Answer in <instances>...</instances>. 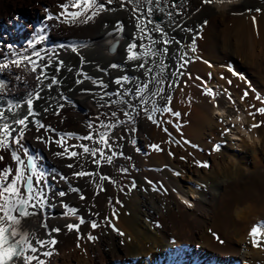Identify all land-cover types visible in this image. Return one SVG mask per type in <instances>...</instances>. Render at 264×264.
Masks as SVG:
<instances>
[{
    "label": "bare ground",
    "instance_id": "1",
    "mask_svg": "<svg viewBox=\"0 0 264 264\" xmlns=\"http://www.w3.org/2000/svg\"><path fill=\"white\" fill-rule=\"evenodd\" d=\"M89 3L92 8L83 12L84 0H0V64L9 65L0 71V112L4 114L0 140L9 145L6 150L0 148L4 156L0 176L8 166L13 167L9 181L16 167L25 171V177L33 176L34 198L26 209L32 215L20 225L38 250L29 254L44 264H264V168L246 163L253 155L260 156L257 142L250 146L244 141L245 154L235 155L232 150L238 139L228 137L230 143H220L218 153L211 156L213 162L200 168V164L174 159L167 149L161 151L160 144L168 142L170 132L155 116L158 104L176 84L169 77L179 73L167 65L175 58L189 78L187 85L176 86V93L186 97L194 89L202 102L199 112L207 117L194 120L191 134L200 142L227 124L244 127L248 118L242 101L225 86L204 79L206 60L222 61L224 48L230 49L227 43L235 40L236 53L230 57L247 61L251 47L264 43V0ZM101 3L104 8L88 20ZM248 7L254 9L244 13ZM149 8L151 15L161 16L159 22L144 17ZM231 8H237L238 14L224 28L223 13ZM78 11L81 16H71ZM110 36L121 39L113 53H106L102 42ZM173 36H184L187 42L194 39L195 52L190 51L192 43L175 40L172 45L178 54L166 56ZM129 55L137 59L130 60ZM24 56L29 60H21ZM19 98L24 100L13 104ZM28 99L33 101L32 115H28ZM26 115L24 125L15 123ZM216 117L222 118V125ZM104 132L107 143L101 138ZM241 132L249 141L255 135L245 128ZM89 135L91 140L84 139ZM81 145L99 151L92 156ZM12 151L24 165L11 159ZM81 171L92 175H75ZM61 191L65 196H59ZM176 193H194L198 198L187 207ZM69 224L79 229L69 230ZM253 227L261 233L255 244L250 234ZM89 235L95 239L89 241ZM53 239L55 245L50 243ZM48 252L52 254L45 255ZM15 264L23 262L18 259Z\"/></svg>",
    "mask_w": 264,
    "mask_h": 264
},
{
    "label": "rangeland",
    "instance_id": "2",
    "mask_svg": "<svg viewBox=\"0 0 264 264\" xmlns=\"http://www.w3.org/2000/svg\"><path fill=\"white\" fill-rule=\"evenodd\" d=\"M169 1L172 2L173 0H169ZM252 9H254V8L248 7L244 10V13L245 12L248 13ZM257 11L260 12V9H257ZM151 14H149L148 12H145L144 17L145 18L148 17L149 19L153 20L152 17L155 14H153V15H151ZM237 14H238L237 8L226 9V11L223 13V16L221 19V22L223 21V24H224V25L222 24V27H224V26L226 27V24L231 25L232 20L236 17ZM36 18H41V17L37 16ZM33 20H34V18H33ZM175 40L180 42V43L181 42L182 43L187 42V39H185L184 36L183 37L182 36H173V40H172L173 42L172 41L170 42L171 45L174 43ZM193 40L194 39L187 42V43H192V44H188L189 46L191 45L190 49H194V50H190L192 53L195 52L194 46H196V43H197V42H195V40L194 41ZM235 42L236 41L233 40L232 42L227 43V45H230V49H231V51H230L229 46L226 45V42L224 43V41H222L223 45L225 47L227 46V48H224V50H226L227 53H226V56H224L225 58H223L222 61H216L215 62L212 60L210 61V59H208V61L206 60V64L208 66L206 65L207 70H206V74H205L204 79H206V77H207V79H209V80L206 79L207 82H209L211 80V81H213V85H217L219 83L220 85L225 86V87H223L224 90L228 89L229 90L228 92H231L230 94L234 98L238 99L239 101H242L241 103L243 105V111H244V113H246L245 115L248 119L246 118L247 121L243 125L244 127L241 126L242 128L240 127L238 129V128H235L236 126H234V125L231 126V125L227 124V126H225L226 128H223V130H220V131L217 130V132L203 137L202 139H200L201 140L200 142L198 139H196L195 135L191 134V132L189 130H190L191 126L195 127V126H193V124L195 123L197 118H207L206 114L199 112V110H201L200 105L202 102L196 96L194 89L189 90V91H191V93H193V95L189 94V91H188L186 94L187 95L186 97L185 96L180 97L179 94L176 93L177 89H178L177 87L182 85V84L187 85L188 84L187 79H189V78H188V75L186 76L185 74H183L184 72L180 70V67L178 66L179 62H177L178 61L177 59L171 58V59H169V61L167 63L170 70H172L173 72L176 71L179 74L178 75L176 74V75L169 77L170 82L173 84H175V83L176 84H175V86H173L172 90H170L169 92L166 93L167 95L165 96L164 100H162L158 104L159 109L157 107L155 116L158 119V122L162 123L163 126H166V124L168 125L166 127L169 129L168 132H170L169 135L167 134L168 137L166 140L168 142H164V143L160 144L161 151H163L164 149H167L168 151H170V154L172 153L171 155H174V157L173 156L172 157L174 159H177L178 161L181 160L180 162H190L193 164H200L199 165L200 168L201 167L203 168V166H204L203 164H207V165H205V167H207L208 163L213 162V157H211V156L218 153L217 149L221 147L220 143H222V142L230 143L229 142L230 139L228 137H235L236 139H238L237 140L238 145L236 146V148L234 150H232V152L235 155L245 154V152L243 151L244 150L243 149V143L247 142L250 146H253L254 142H257L258 149H259V151L261 150L260 156L255 154L252 156V158L250 157L246 161V163L249 164L250 166L253 164H258L264 168V142H262V140H261V138L263 136V129H264V113L258 111V109L264 108V43L254 44L251 47L252 53L247 58V61H244V62L242 61L243 62L242 63L240 60L237 61L235 58L230 57L231 55H235V53H236V51H234V49H235L234 45H236ZM178 52H179V50H177V48L173 47V45H172L164 51V54H166V56H168V55H171L173 53H176V55H177ZM167 60H168V58H167ZM217 62H218V64H216ZM210 70H211V72H210ZM181 72H183V73H181ZM208 73H210V75ZM0 76H1V74H0ZM209 84H210V82H209ZM245 92H247V95H245ZM176 97L178 100L176 99ZM211 99H212V97L210 98V101H211ZM16 100L17 101L13 104L20 103L21 101L24 100V98H19ZM10 105H12V104H10ZM176 113H178L179 115H176ZM168 114L170 115V117H168L169 116ZM195 115H197V116H195ZM202 116H204V117H202ZM166 118L168 120H169V118H172V122H171V120L168 121ZM216 118H217V120H220L218 122L222 125V120H221L222 118L221 119L218 117H216ZM164 120L167 122H165ZM253 125H257V127H253ZM243 128L247 129L249 133L252 130L250 135L255 133L256 136L253 134L254 136L252 137L251 141L246 140L244 134L241 132V130ZM260 134H261V136H260ZM221 135L226 136L227 139L225 141L222 138L220 139ZM193 136H195V137H193ZM228 139H229V141H228ZM215 142L218 143V147H216V148H214V146L216 144ZM168 144H169V146H168ZM186 150H187V152H186ZM177 153H179V154H177ZM182 154H183V157L185 156L184 159L182 157ZM185 159H187L188 161ZM232 167H233V169H235V167H237V165L235 163H233ZM175 197L177 198V200L181 204H183L187 207H192V206H194V203H195L194 200L198 198V195L194 194V193H189L187 195H183L181 193H176ZM89 241H92V240H89Z\"/></svg>",
    "mask_w": 264,
    "mask_h": 264
},
{
    "label": "snow or ice",
    "instance_id": "3",
    "mask_svg": "<svg viewBox=\"0 0 264 264\" xmlns=\"http://www.w3.org/2000/svg\"><path fill=\"white\" fill-rule=\"evenodd\" d=\"M109 3L112 2V0H108ZM132 0H129V3H131ZM77 6V5H73ZM92 3H89V0H84V7H83V12H87L90 8H92ZM104 8V5L101 3L99 5H96V10L92 11L90 16H87V19L90 20L92 19L95 15L98 14L99 10H102ZM135 9L133 10V13L135 14ZM152 12V9H148V13L150 14ZM81 12H73L71 13L72 17H78L81 16ZM139 19V17H137ZM86 22V21H84ZM150 22V21H149ZM136 27L139 29L140 24L137 23ZM167 43V41H165ZM135 47V45H132L129 48V52L131 53V48ZM194 50V49H193ZM148 54V53H145ZM153 55L155 53H152ZM33 55L39 57V52H34ZM129 59H137L135 55H129ZM21 60H29V57L24 56L21 57ZM32 63H35L34 61H30ZM13 64H16L17 66L20 65L19 61H13ZM9 67L8 64H0V71H3ZM115 67V65H113ZM140 67H144V65H140ZM33 71H35V68H33ZM19 79V77H17ZM39 79V77L37 78ZM124 80H127L128 77H123ZM55 78H53L52 83H55ZM117 84H120L121 81L117 80ZM51 87V85H49ZM147 87V85H145ZM141 92L143 89L140 90ZM211 92V89L208 90ZM245 95H247V92H245ZM38 98V97H37ZM32 105L33 101L32 99L27 100V107L29 110L28 115H32ZM155 111V109H153ZM259 112L264 113V108L258 109ZM4 114L0 112V117H2ZM113 116L116 115L115 112L112 113ZM176 115H179L176 113ZM149 119H151V116H149ZM28 120V116H24L22 119H18L15 121L16 124L19 125H24L26 121ZM43 127V125H41ZM253 127H257V125H253ZM3 130L6 135L10 134L9 132V125L5 123L3 125ZM20 135H23V129L20 130ZM104 137H107V132H104L102 134V140L104 143H107L106 140H104ZM84 139H92V136L89 135L87 137H84ZM17 143L19 142L18 140L16 141ZM8 144L5 142V140H0V148L2 149H7ZM83 147V151L85 153L91 152L92 156H96L97 151L99 149H89L86 146L81 145ZM110 147V145H109ZM153 147H157L156 145H153ZM67 151V150H65ZM57 155H62V153H57ZM72 156H77L76 152L71 153ZM113 156L115 153L112 154ZM101 156L103 157V152H101ZM4 159L3 155H0V161ZM11 159L16 162L17 165H24V161L21 159V157L17 154L16 151L11 152ZM95 163H99V161H94ZM107 162L111 163L112 162V156L107 157ZM28 166H32V162H28ZM68 167H72V165H68ZM33 171L35 169L33 168ZM126 171V169H125ZM13 173V167L8 166L5 167L2 171V176H0V264H15L16 260H22L23 264H32L33 261H37V264H44L43 260H39L38 257L34 255L29 254V250L31 253H36L38 250L36 247L33 246V244L29 241V233L23 231V229L20 227L22 220L24 218H27L28 216L32 215L31 212L27 211V207L29 205V202L34 198V188H33V176L32 175H27L25 177V171L21 169L20 167L15 168V174L11 181H9V175ZM77 176H91L92 173H87L84 171L75 173ZM39 177H37V180ZM101 180H106L108 179L107 177L101 176ZM23 182V184H21ZM21 187L25 188V192H21ZM72 192H78L79 189L72 188L70 189ZM59 196L63 197L65 196V192L61 191L59 192ZM83 199V197H81ZM70 211L74 214L75 209H70ZM80 223H84V220L81 219ZM93 228L97 227L96 223H92L91 225ZM68 229L71 230L73 228H76L77 230L79 229V225H73L69 224L67 225ZM54 231H60V229H54ZM254 239L253 243H257L255 240V237L259 233L258 227H253L250 233ZM264 235V234H261ZM89 240H94L95 237L92 235L88 236ZM36 243L43 244V241H36ZM51 244L55 245L57 241L55 239L50 241ZM26 245V247H25ZM52 253L48 252L45 253V255L50 256Z\"/></svg>",
    "mask_w": 264,
    "mask_h": 264
},
{
    "label": "water",
    "instance_id": "4",
    "mask_svg": "<svg viewBox=\"0 0 264 264\" xmlns=\"http://www.w3.org/2000/svg\"><path fill=\"white\" fill-rule=\"evenodd\" d=\"M175 1V0H173ZM152 19L156 22H159L161 20V16L158 14H155ZM120 37H107L103 42H102V49L106 53H113L115 50L116 45L120 41Z\"/></svg>",
    "mask_w": 264,
    "mask_h": 264
}]
</instances>
